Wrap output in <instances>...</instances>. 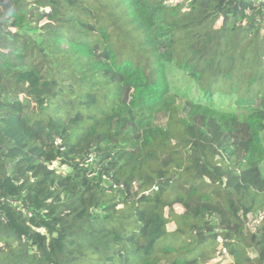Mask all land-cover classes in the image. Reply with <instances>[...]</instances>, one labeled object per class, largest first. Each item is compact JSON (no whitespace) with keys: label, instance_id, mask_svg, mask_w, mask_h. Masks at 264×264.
Listing matches in <instances>:
<instances>
[{"label":"trees","instance_id":"obj_1","mask_svg":"<svg viewBox=\"0 0 264 264\" xmlns=\"http://www.w3.org/2000/svg\"><path fill=\"white\" fill-rule=\"evenodd\" d=\"M229 256L264 264V0H0V264Z\"/></svg>","mask_w":264,"mask_h":264},{"label":"rangeland","instance_id":"obj_2","mask_svg":"<svg viewBox=\"0 0 264 264\" xmlns=\"http://www.w3.org/2000/svg\"><path fill=\"white\" fill-rule=\"evenodd\" d=\"M57 165V164H56ZM177 210L178 211H181L182 210V208H181V206H179V205H177ZM255 219V218H254ZM253 224L251 223V225L250 226H252ZM220 248V247H219ZM224 252V251H223ZM225 256V255H224ZM219 258H223L222 256L221 257H217L216 259H214V261H216V260H219ZM229 262H231V257L229 256L228 258H225V259H223V263L224 264H228Z\"/></svg>","mask_w":264,"mask_h":264}]
</instances>
